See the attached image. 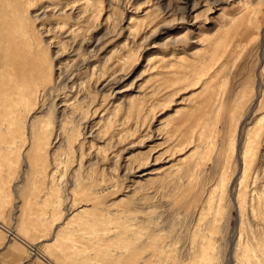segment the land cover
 Masks as SVG:
<instances>
[{
	"label": "rangeland",
	"instance_id": "obj_1",
	"mask_svg": "<svg viewBox=\"0 0 264 264\" xmlns=\"http://www.w3.org/2000/svg\"><path fill=\"white\" fill-rule=\"evenodd\" d=\"M239 228L262 254L264 0H0V264H256Z\"/></svg>",
	"mask_w": 264,
	"mask_h": 264
},
{
	"label": "bare ground",
	"instance_id": "obj_2",
	"mask_svg": "<svg viewBox=\"0 0 264 264\" xmlns=\"http://www.w3.org/2000/svg\"><path fill=\"white\" fill-rule=\"evenodd\" d=\"M243 164H244V156H243ZM241 181L243 182V180H241ZM241 181H239V182H241ZM242 182H241V184H242ZM220 185L221 186L224 185V180L221 181ZM244 207L246 208V202L239 201V211H240V214L242 217L244 216ZM238 233H239V239L237 241L236 248L234 250V257L237 258L238 260H241V259H252V260H254V258H255V260H257L256 264H264V252L260 255L257 254L256 249H253L251 244H250V240L252 241V238H250V240H249L247 233L243 229L239 228ZM244 234H245V236H244L245 243L242 241V237ZM229 253L231 254V251H229ZM229 264H230V262H229Z\"/></svg>",
	"mask_w": 264,
	"mask_h": 264
}]
</instances>
